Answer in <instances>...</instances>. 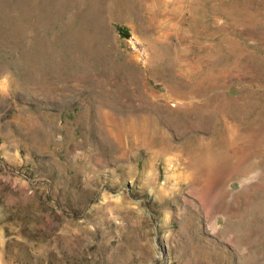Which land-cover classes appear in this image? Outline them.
<instances>
[{"label":"rangeland","instance_id":"1","mask_svg":"<svg viewBox=\"0 0 264 264\" xmlns=\"http://www.w3.org/2000/svg\"><path fill=\"white\" fill-rule=\"evenodd\" d=\"M0 264H264V0H0Z\"/></svg>","mask_w":264,"mask_h":264},{"label":"bare ground","instance_id":"2","mask_svg":"<svg viewBox=\"0 0 264 264\" xmlns=\"http://www.w3.org/2000/svg\"><path fill=\"white\" fill-rule=\"evenodd\" d=\"M173 113V112H172ZM170 113V115L172 114ZM177 114V113H176ZM174 117V116H173ZM150 119V118H149ZM178 120V119H177ZM146 123L148 122L147 120H145ZM154 122V120H153ZM153 122H151L150 124H147V128L148 130H144L142 132L141 137L145 140H148V145L150 147H156V146H161L163 144V141L161 140V137H159V131L157 130V128L152 124ZM175 123V122H174ZM141 127L139 125H136V127L134 128V126H131V128H128V135L130 136H135L139 131H140ZM127 130V129H126ZM164 138V137H163ZM219 148H221L220 150L223 152H213L206 149H202L200 151V153H193L190 151V159L189 162L187 163L188 166L190 167H194L197 168L198 172L200 173L201 171H203L205 168H207L208 165V160L210 158V160H212L213 158L216 159L217 164H219V167H228V152H225L224 150L227 149L228 150V143L226 141V138L224 135L221 136L220 140L217 142ZM218 148V149H219ZM215 149V147H214ZM217 150V148H216ZM186 154L188 155V151L186 152ZM214 161V160H213ZM211 162V161H210ZM215 162V161H214ZM211 164V163H210ZM208 165V166H207ZM216 166V165H215ZM193 168V169H194ZM218 169V168H217ZM213 170V169H212ZM208 171V170H207ZM214 171V170H213ZM223 173V172H222ZM220 175V174H218Z\"/></svg>","mask_w":264,"mask_h":264},{"label":"trees","instance_id":"3","mask_svg":"<svg viewBox=\"0 0 264 264\" xmlns=\"http://www.w3.org/2000/svg\"><path fill=\"white\" fill-rule=\"evenodd\" d=\"M117 31H118V32H121V29L118 28Z\"/></svg>","mask_w":264,"mask_h":264}]
</instances>
